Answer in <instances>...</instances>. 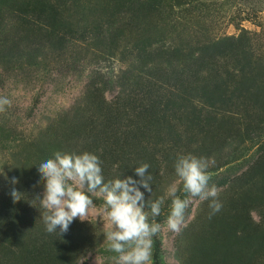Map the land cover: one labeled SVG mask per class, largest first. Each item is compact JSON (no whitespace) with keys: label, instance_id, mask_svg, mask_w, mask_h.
<instances>
[{"label":"rangeland","instance_id":"rangeland-1","mask_svg":"<svg viewBox=\"0 0 264 264\" xmlns=\"http://www.w3.org/2000/svg\"><path fill=\"white\" fill-rule=\"evenodd\" d=\"M49 1L48 30L19 22L0 34V97L12 101L0 113V264H116L100 196L88 220L46 231L37 167L56 152L97 155L105 182L139 180L135 167L150 165L145 201L165 198L151 264H264V112L212 107L207 83L168 68L161 50H143L159 35L183 49L244 35L254 68L244 74L264 83V0H180L174 21L117 15L116 0ZM187 154L214 161L210 184L222 208L209 218L210 201L194 198L173 232L167 190Z\"/></svg>","mask_w":264,"mask_h":264},{"label":"clouds","instance_id":"clouds-1","mask_svg":"<svg viewBox=\"0 0 264 264\" xmlns=\"http://www.w3.org/2000/svg\"><path fill=\"white\" fill-rule=\"evenodd\" d=\"M12 101L0 97V113L11 107ZM101 161L95 154H69L56 152L54 158L42 162L37 168L44 183L42 199L38 195L42 219L49 233H66L71 223L79 218L88 220L95 209L92 195L103 198V210L98 215L106 221L108 231L105 238L110 251L117 253L116 264H151L153 237L160 231L161 225L156 218L161 214L164 197L145 201L143 187L152 193V175L147 163L135 167L139 180L131 176L104 181ZM210 161L192 154L179 155L174 163L178 181L169 186L167 195L171 197L170 214L167 226L173 232H179L185 222L186 210L193 199L210 201L209 218L219 212V189L210 184L212 179L208 169ZM19 181L13 177L11 183ZM181 183L187 198L177 195ZM13 201L22 199V193L15 188L11 190ZM91 194V195H89ZM150 209V213L145 209ZM151 216V222L149 217Z\"/></svg>","mask_w":264,"mask_h":264},{"label":"trees","instance_id":"trees-1","mask_svg":"<svg viewBox=\"0 0 264 264\" xmlns=\"http://www.w3.org/2000/svg\"><path fill=\"white\" fill-rule=\"evenodd\" d=\"M181 4L180 0H116L115 8L117 15L130 14L133 18L154 15L174 21V10ZM54 7L51 5L49 10L55 11ZM43 17L48 18V0H0V34L12 31L19 22L29 27L40 25L41 28L36 29L38 31L48 30L47 24L46 28H42ZM243 37L237 40L207 38L197 48L183 49L167 44L159 35L149 38L143 50L147 55L161 50L162 54L169 56L166 61L168 68H175L185 79L191 76L207 83L212 90L203 93L213 103L212 107L219 106L218 109L227 112L233 107L264 112V83L257 80L263 77L259 74L247 77L244 74L247 69L254 72V68L249 61L250 56L244 53L246 44L242 42L245 40ZM7 43H4V47ZM10 43L14 50L17 45L15 39Z\"/></svg>","mask_w":264,"mask_h":264}]
</instances>
